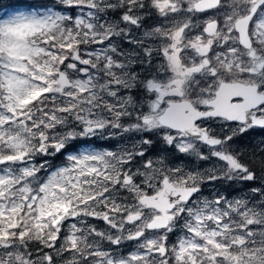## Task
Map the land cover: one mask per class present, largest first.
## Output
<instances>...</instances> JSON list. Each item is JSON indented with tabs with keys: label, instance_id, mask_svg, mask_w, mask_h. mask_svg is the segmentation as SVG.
<instances>
[{
	"label": "snow or ice",
	"instance_id": "snow-or-ice-1",
	"mask_svg": "<svg viewBox=\"0 0 264 264\" xmlns=\"http://www.w3.org/2000/svg\"><path fill=\"white\" fill-rule=\"evenodd\" d=\"M253 135L264 0H31L0 16V264H264Z\"/></svg>",
	"mask_w": 264,
	"mask_h": 264
},
{
	"label": "rangeland",
	"instance_id": "rangeland-1",
	"mask_svg": "<svg viewBox=\"0 0 264 264\" xmlns=\"http://www.w3.org/2000/svg\"><path fill=\"white\" fill-rule=\"evenodd\" d=\"M1 1V0H0ZM5 1V3H8V4H12V3H19V2H23V1H26V0H4ZM2 5L3 4H0V7H2ZM3 11L2 12H4V9H2ZM2 12H0V13H2ZM12 13H14V12H8V13H6L5 15H3V16H6V15H8V14H12ZM260 143H259V141H258V139H256V140H253L252 142H249V141H243L242 142V145L243 146H250V145H253V146H256V145H259ZM241 150H243L244 152H248V153H250L251 151H253V150H248L247 148H245V149H243V148H240ZM257 155L259 156V152H257ZM247 158V157H246ZM173 239H175V237H173Z\"/></svg>",
	"mask_w": 264,
	"mask_h": 264
},
{
	"label": "flooded vegetation",
	"instance_id": "flooded-vegetation-1",
	"mask_svg": "<svg viewBox=\"0 0 264 264\" xmlns=\"http://www.w3.org/2000/svg\"><path fill=\"white\" fill-rule=\"evenodd\" d=\"M244 140L249 141V142H252L251 140H248V139H244ZM253 148H254V146L253 145H250L248 149L251 150Z\"/></svg>",
	"mask_w": 264,
	"mask_h": 264
}]
</instances>
